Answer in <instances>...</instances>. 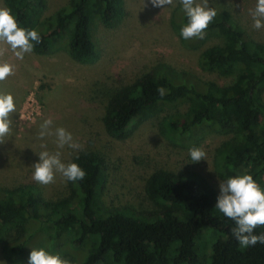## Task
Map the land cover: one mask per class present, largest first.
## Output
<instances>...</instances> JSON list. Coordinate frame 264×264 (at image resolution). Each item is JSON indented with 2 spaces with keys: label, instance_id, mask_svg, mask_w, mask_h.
I'll return each mask as SVG.
<instances>
[{
  "label": "trees",
  "instance_id": "1",
  "mask_svg": "<svg viewBox=\"0 0 264 264\" xmlns=\"http://www.w3.org/2000/svg\"><path fill=\"white\" fill-rule=\"evenodd\" d=\"M3 3L20 27L41 36L32 52L46 55L65 48L80 63L100 56L93 20L112 27L126 16L124 0H69L46 18L45 0ZM180 17L185 25L184 11ZM205 32L223 41L201 50L198 65L231 77L230 82L160 64L106 92L104 130L124 139L134 124L157 117L162 106L185 103L184 112L163 119L162 131L169 137H193L196 127L210 126L227 135L215 151L218 169L227 179L251 174L264 188V41L253 39L224 12ZM70 162L86 176L67 181L66 190L53 198L33 181L0 186V247L9 263H27L32 249L45 248L52 254L74 250L77 264H264V244L239 245L232 233L235 222L216 208L217 189L199 172L155 169L144 183L152 208L142 210L100 201L106 160L99 150H80ZM262 233L264 226L254 229Z\"/></svg>",
  "mask_w": 264,
  "mask_h": 264
},
{
  "label": "rangeland",
  "instance_id": "2",
  "mask_svg": "<svg viewBox=\"0 0 264 264\" xmlns=\"http://www.w3.org/2000/svg\"><path fill=\"white\" fill-rule=\"evenodd\" d=\"M68 1L45 0L42 18L52 15ZM256 2L209 0V5L217 9V14H228L253 39L264 41V28L257 30L253 27L249 12L255 8ZM124 6L126 16L112 27L104 26L98 19L93 20L92 33L100 56L91 63L73 60L65 48L46 55L26 53L20 60L10 45L0 41V63L7 62L13 66V74L0 81V94H11L16 105V111L9 117L12 120L11 131L0 143V186L33 181L48 198L64 192L67 180L59 173L55 181L47 185L33 179L38 153L45 150L41 144H46V150L59 151L65 163L85 148L94 147L105 156L99 199L106 206L152 208L144 194V183L157 168L197 171L220 194L219 184L227 178L218 169L215 151L228 136L210 126L196 127L193 137H169L161 129L165 117L184 112L187 104L162 106L157 117L134 124L124 139L106 134L101 121L106 92L160 64L220 83L232 79L199 67L201 50L223 40L216 34L205 35L203 39H195L196 42L185 40L180 34L184 26L180 17L183 12L180 0H173L172 5L164 7H154L151 0H124ZM0 8H5L3 0H0ZM47 118L53 120V132L56 128H65L81 146L80 149L67 145L58 148L55 135L40 139V125ZM192 148H202L206 160L192 162ZM206 239L207 235H204L202 242ZM71 253L59 255L71 264H77L78 254ZM0 264H12L4 259L1 247Z\"/></svg>",
  "mask_w": 264,
  "mask_h": 264
},
{
  "label": "clouds",
  "instance_id": "3",
  "mask_svg": "<svg viewBox=\"0 0 264 264\" xmlns=\"http://www.w3.org/2000/svg\"><path fill=\"white\" fill-rule=\"evenodd\" d=\"M154 7L172 5L173 0H151ZM182 9L188 22L181 29V36L185 40L203 39L209 24L217 15V9L209 5V0H180ZM257 30L264 28V0H257L255 8L249 10ZM0 41L10 45L17 59L22 60L26 53H31L35 44L41 43V36L35 29L20 27L16 17L9 8H0ZM13 74V66L7 62L0 63V81ZM161 96L166 94L163 87L157 89ZM16 111L14 97L11 94H0V143L11 131V113ZM53 120L47 118L40 125L39 138L55 135L58 148L67 145L73 149H80V145L73 140L72 134L63 127L53 132ZM45 149L38 153L39 161L34 164L33 179L40 184H50L55 181L59 173L67 181L83 180L86 172L75 162L65 163L61 160L59 151L49 152ZM206 153L202 148L190 149L192 162L206 160ZM220 194L216 208L226 217L235 222L232 233L242 248L264 244V233L254 234V229L264 226V188H262L251 174L236 175L221 181ZM28 264H71V261L61 258L59 254H52L45 248L32 249Z\"/></svg>",
  "mask_w": 264,
  "mask_h": 264
}]
</instances>
